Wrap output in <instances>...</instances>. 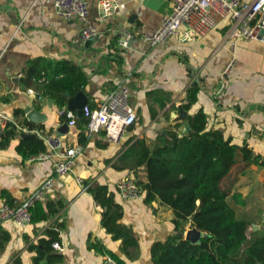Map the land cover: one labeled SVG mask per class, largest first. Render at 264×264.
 Returning a JSON list of instances; mask_svg holds the SVG:
<instances>
[{
	"label": "crops",
	"instance_id": "crops-1",
	"mask_svg": "<svg viewBox=\"0 0 264 264\" xmlns=\"http://www.w3.org/2000/svg\"><path fill=\"white\" fill-rule=\"evenodd\" d=\"M116 1L118 8L101 17L98 0H88L89 13L82 24L57 15L54 0H0V111L22 120L28 111L36 109L42 118L39 122L28 119L37 125L32 129L59 133L65 146L82 148L72 169L54 176L50 161H30L17 153L20 134L5 143L1 142L5 131L0 132V202L5 200L1 194L7 192L12 205H17L53 176L52 185L41 201L61 205L59 212L47 220L23 226L11 220L2 221L0 264H45L35 258L42 248L41 239H47L46 231L52 227L58 231L62 247L53 248L61 254L58 264H101L107 251L114 252L125 264H153L152 243L174 232L172 210L159 200L146 202L143 192L131 200L121 199L117 194L115 201L123 209L119 223L129 227L137 240L136 246L123 249L122 240L113 239L101 225L102 208L88 186L102 183L115 188L116 182L125 177L145 180L142 167L137 177L134 170L122 168L127 159L121 160L120 156L127 149V141L144 135L147 142H152L158 132L167 127L174 129L175 122H185L188 113L199 108L207 114V128L218 129L233 143L246 144L251 150L253 162L242 160L239 154L221 187L228 193L227 200L235 213L250 222L249 234L264 235V43L240 39L232 50L230 40L225 37L228 21L222 19L204 36L192 41H182L173 35L150 45L138 35L155 31L162 17L170 12L171 2ZM84 25L96 27L97 37L82 40ZM121 29L134 34L124 49L116 45V32ZM113 53H119L120 62ZM40 58H69L81 66L87 75L82 90L87 102L103 98L120 83L129 86L136 121L119 144L108 142L102 132L88 134L85 119L86 140L81 142L77 121L75 126L68 125L57 116L59 107L54 101L37 99L36 94L28 92L33 87L23 81L25 71ZM230 59L234 62L225 87L215 94L221 70ZM191 85L198 87L197 100L186 110L182 104ZM17 111L23 114H16ZM184 130L181 125L178 131ZM233 193L240 196L242 204L234 202ZM191 229L196 228L187 221L183 238Z\"/></svg>",
	"mask_w": 264,
	"mask_h": 264
},
{
	"label": "trees",
	"instance_id": "trees-1",
	"mask_svg": "<svg viewBox=\"0 0 264 264\" xmlns=\"http://www.w3.org/2000/svg\"><path fill=\"white\" fill-rule=\"evenodd\" d=\"M120 62L119 53H113ZM43 78V79H42ZM23 81L37 91L35 97L47 98L62 108L66 105V92L76 94L84 90L87 75L81 66L69 58L58 60L37 59L25 71ZM198 87L191 85L184 97L183 108L190 110L197 100ZM91 107L93 103L87 102ZM23 114L17 111L16 114ZM29 128L37 125L27 118L21 120ZM84 118L77 117L78 136L83 142ZM181 125L188 129L179 133ZM174 129L164 128L152 142L146 136L130 138L127 149L120 159L127 167L138 170L142 167L145 180L137 179L144 200L159 202L173 212L174 232L164 240L152 243L150 257L153 264H264V235L247 234L250 222L237 218L233 206L228 202V193L221 182L237 163L242 160L253 162L251 150L246 144L238 145L218 129L207 128V114L201 109L189 112L185 122H175ZM163 131V132H162ZM18 135L14 129L4 132L1 142ZM45 150L42 139L34 136L20 137L16 151L27 159ZM116 166V165H115ZM121 167V166H119ZM95 201L102 208L101 225L111 233L113 239H121L123 249L134 247L137 240L129 227L119 223L123 209L115 201L116 189L107 184L94 183L88 186ZM2 197L12 205L11 196L3 192ZM237 204L243 200L237 193L232 194ZM61 205L51 200L37 201L30 208L31 222L49 219L59 212ZM189 221L197 233L183 238L185 223ZM47 239H41L42 248L38 249L35 261L44 260L45 264H58L61 254L54 252L52 243L59 242L55 227L46 231ZM117 264L124 261L112 251H107Z\"/></svg>",
	"mask_w": 264,
	"mask_h": 264
},
{
	"label": "built area",
	"instance_id": "built-area-1",
	"mask_svg": "<svg viewBox=\"0 0 264 264\" xmlns=\"http://www.w3.org/2000/svg\"><path fill=\"white\" fill-rule=\"evenodd\" d=\"M171 10L162 17L159 26L152 33H139L138 37L150 45H156L177 35L182 41H192L204 36L214 28L218 21L226 19L228 27L225 37L231 42L234 50L237 40L254 39L264 43V0H169ZM88 0H54V9L63 19H76L82 24L87 21L89 7ZM99 15L109 16L117 8L116 0H98ZM117 33L116 45L120 49L127 48L134 34L125 29ZM98 30L94 26L84 25L81 30V39L88 40L97 37ZM233 59L228 60L221 70L218 86L214 93H220L226 84L227 75L233 66ZM43 79V78H42ZM28 92L36 94L33 88ZM130 89L125 83L118 84L103 98H94L93 106L86 103L82 108V117L88 134L102 132L110 143L119 144L124 133L134 125L136 112L130 104ZM56 114L65 120L68 125L75 126L77 115L66 106L57 108ZM14 129L18 134L32 133L38 135L45 144V150L28 158L30 161H50L54 176L69 172L74 164L75 157L81 152V146H65L63 136L56 132H42L31 129L27 125L0 111V132ZM54 177L50 176L17 205H10L5 200L0 202V223L11 220L19 226L31 223L32 205L43 199L47 189L52 185ZM81 182V179H77ZM115 188L119 198L124 200L137 199L142 189L134 177H125L116 182ZM264 218V209L262 212ZM52 247L61 250L59 242L54 241ZM101 264H117L108 253L102 255Z\"/></svg>",
	"mask_w": 264,
	"mask_h": 264
},
{
	"label": "water",
	"instance_id": "water-1",
	"mask_svg": "<svg viewBox=\"0 0 264 264\" xmlns=\"http://www.w3.org/2000/svg\"><path fill=\"white\" fill-rule=\"evenodd\" d=\"M92 39H88L86 41H90ZM66 97H67L66 107L69 110L75 111L77 117L79 119H81L82 118V108L87 103V100H88L87 95L82 90H80V91H78L74 95H71L69 92H66ZM26 118L29 119L32 122H39L40 119L42 118V115L36 109H32V110H30V111L27 112ZM185 129L187 130L188 127H186ZM20 135L22 137L35 136L32 133H21ZM253 227H255V226H253ZM195 230L194 229H191V230L187 231L185 238L192 237L194 235Z\"/></svg>",
	"mask_w": 264,
	"mask_h": 264
},
{
	"label": "rangeland",
	"instance_id": "rangeland-1",
	"mask_svg": "<svg viewBox=\"0 0 264 264\" xmlns=\"http://www.w3.org/2000/svg\"><path fill=\"white\" fill-rule=\"evenodd\" d=\"M236 216H237L238 218H240V217H241L239 214H238V215L236 214ZM250 228H251V227H250ZM250 228H249V229L247 228V234H249V233H250V230H251Z\"/></svg>",
	"mask_w": 264,
	"mask_h": 264
}]
</instances>
